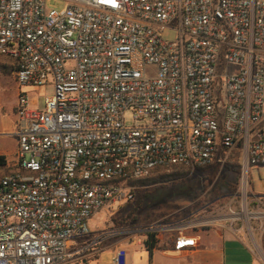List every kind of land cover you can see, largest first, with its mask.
<instances>
[{
  "label": "built area",
  "instance_id": "1",
  "mask_svg": "<svg viewBox=\"0 0 264 264\" xmlns=\"http://www.w3.org/2000/svg\"><path fill=\"white\" fill-rule=\"evenodd\" d=\"M57 1L0 0V59L20 87L54 86L41 110L17 94L0 264H74L68 244L92 215L178 171L238 168L229 191L200 197L179 222L130 231L176 233L177 252L195 246L192 227L261 232L250 169H264V0ZM125 257L118 249L114 262Z\"/></svg>",
  "mask_w": 264,
  "mask_h": 264
},
{
  "label": "rangeland",
  "instance_id": "2",
  "mask_svg": "<svg viewBox=\"0 0 264 264\" xmlns=\"http://www.w3.org/2000/svg\"><path fill=\"white\" fill-rule=\"evenodd\" d=\"M46 6L48 8H59L61 7V4L57 0H46ZM163 38L166 40H173L175 38V33L171 30H166L163 34ZM146 72L148 75H153L154 68L149 67ZM19 92H23L26 95L30 109L41 110L44 98L53 95L54 86L52 83H48L46 85H41L38 88L28 85L20 87L17 84L11 66L0 59V143L3 139H6L5 146L7 147L8 153H11L10 156L6 155L7 165L0 168V178L12 169L15 161V143L11 137L7 136V132L2 131V125H5L7 123L6 121L13 117L17 94ZM125 120L127 124H133L130 112L126 113ZM231 182L235 183L234 175L231 171L227 172L226 169H223L219 176H217L215 172L210 171V169L188 173L178 181L168 183L163 187L155 188V190H153L154 192L152 191V193L143 200L138 213V220H140V222L158 220L164 216L162 213L163 211L161 210L163 208L177 211L172 215L174 220L184 217L190 210L189 206H182L186 201L191 203L190 208H192L193 205L195 207L197 200L204 195H215L229 191ZM250 183L254 193H264L263 168L258 170L255 168L250 169ZM191 190H193V192ZM145 191H147V187L137 191L133 201L123 204L114 202L108 211L100 210L92 215L85 223L87 232L93 233L104 230L110 225L112 218H122L128 210L137 205L142 193ZM172 216L166 217L163 222L172 221ZM253 225L256 226L255 224ZM238 233L255 253L258 260L264 264V260L257 250V247H259L264 255V228L261 232L255 231L254 235L251 233L249 234L244 230H241Z\"/></svg>",
  "mask_w": 264,
  "mask_h": 264
},
{
  "label": "crops",
  "instance_id": "3",
  "mask_svg": "<svg viewBox=\"0 0 264 264\" xmlns=\"http://www.w3.org/2000/svg\"><path fill=\"white\" fill-rule=\"evenodd\" d=\"M13 113V117L2 125V131L7 132V136L12 138L17 148V140L13 134L15 110ZM5 145L6 139H3L0 143V155L10 156L11 153H8ZM190 204L186 201L182 206H189L191 212L194 205L190 208ZM161 210L164 216L158 220L140 222L137 217L134 222H126L118 226L114 223V220L118 219L114 217L106 229L87 232L86 235L71 240L68 250L79 252L74 264H116L114 257L118 249H124L126 252L124 264H263L240 234L228 229L200 226L186 229L184 233L194 238L195 246L178 252L173 250L176 233H162L153 238L139 230L130 231L134 227L140 228L149 223H162L166 217L177 212L167 208ZM182 218L174 220L172 216L171 220L177 223ZM99 232L107 234L103 239L96 240V233Z\"/></svg>",
  "mask_w": 264,
  "mask_h": 264
},
{
  "label": "trees",
  "instance_id": "4",
  "mask_svg": "<svg viewBox=\"0 0 264 264\" xmlns=\"http://www.w3.org/2000/svg\"><path fill=\"white\" fill-rule=\"evenodd\" d=\"M7 165V159L4 155H0V168H3ZM230 171L232 172V174L234 175V180L235 182L237 181V171L238 168L235 167H231ZM188 174V172H175V173H171V174H163V175H158L155 177H151L142 181L137 182L138 186H146L147 187V191H145L144 193H142L141 198L139 199V202L137 203V205L135 207H133L132 209L128 210L123 216L122 218L118 219V220H114V223L118 226L126 223V222H134L135 220H137L138 217V213L139 210L142 206V202L145 198H147L149 196V194L152 193L153 190H155V188L157 187H163L166 186L168 183H172L175 181H178L179 179L185 177ZM193 192V190H191ZM154 192V191H153ZM153 239V238H152ZM154 242V240H152V243Z\"/></svg>",
  "mask_w": 264,
  "mask_h": 264
},
{
  "label": "bare ground",
  "instance_id": "5",
  "mask_svg": "<svg viewBox=\"0 0 264 264\" xmlns=\"http://www.w3.org/2000/svg\"><path fill=\"white\" fill-rule=\"evenodd\" d=\"M244 217H245V218H248L247 214H245ZM254 242H255V241H254ZM257 250H258L260 256H261V257L263 258V260H264V255H263V253H262V251L260 250L259 247H257Z\"/></svg>",
  "mask_w": 264,
  "mask_h": 264
}]
</instances>
